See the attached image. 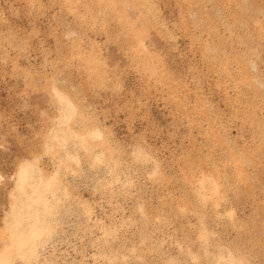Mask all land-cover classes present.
<instances>
[{"label": "rangeland", "instance_id": "obj_1", "mask_svg": "<svg viewBox=\"0 0 264 264\" xmlns=\"http://www.w3.org/2000/svg\"><path fill=\"white\" fill-rule=\"evenodd\" d=\"M0 264H264V0H0Z\"/></svg>", "mask_w": 264, "mask_h": 264}]
</instances>
